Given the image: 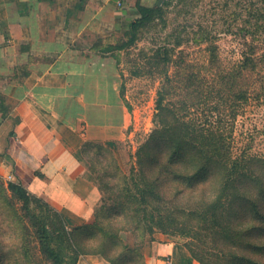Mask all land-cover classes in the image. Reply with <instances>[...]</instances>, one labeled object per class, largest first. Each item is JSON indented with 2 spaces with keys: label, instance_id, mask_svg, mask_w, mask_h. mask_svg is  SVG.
<instances>
[{
  "label": "trees",
  "instance_id": "1",
  "mask_svg": "<svg viewBox=\"0 0 264 264\" xmlns=\"http://www.w3.org/2000/svg\"><path fill=\"white\" fill-rule=\"evenodd\" d=\"M85 2L81 0L82 7ZM135 6L139 16L130 23L128 32L132 36L156 12L163 11L157 4L144 6L141 0H136ZM241 9L234 18L239 26L237 33L229 32L240 37L238 49L231 56L221 55L218 32L201 25L189 41L206 44V63L178 49L185 42L180 35L173 44L165 42L157 49L154 62L147 61L145 74H162L155 128L139 147L125 186L120 194H114L126 210V231L134 235V247L125 244L109 222L70 227L48 202L22 184L9 182L22 197L27 199L31 194L36 202L44 203L43 213H36L34 223L40 249L52 264H77L86 254L101 256L108 264H146L143 246L148 236L155 230H180L192 219L218 227L214 233L221 230L231 248L259 251L248 236L264 233V226L231 228L242 227L250 219L264 222V156L246 150L237 152L233 137L238 117L254 103L264 105V0H252ZM94 49L105 55L114 47L100 44L99 39ZM0 101H4L1 95ZM198 195L200 198L194 201ZM48 213L56 216L61 226ZM231 219L235 221L230 224ZM62 245L70 249V257L64 255ZM188 250L194 258L193 251ZM227 257L243 264H263L251 254L236 252L216 255L212 264H227Z\"/></svg>",
  "mask_w": 264,
  "mask_h": 264
},
{
  "label": "crops",
  "instance_id": "2",
  "mask_svg": "<svg viewBox=\"0 0 264 264\" xmlns=\"http://www.w3.org/2000/svg\"><path fill=\"white\" fill-rule=\"evenodd\" d=\"M135 1L0 0V177L48 202L70 227L94 217L99 194L84 144L123 140L131 120L119 64L94 45L138 16ZM143 253L146 264H201L173 240L146 241Z\"/></svg>",
  "mask_w": 264,
  "mask_h": 264
},
{
  "label": "rangeland",
  "instance_id": "3",
  "mask_svg": "<svg viewBox=\"0 0 264 264\" xmlns=\"http://www.w3.org/2000/svg\"><path fill=\"white\" fill-rule=\"evenodd\" d=\"M251 1L160 0L157 6L163 11L156 12L152 20L141 26L134 36L128 31L131 21L139 14L127 21L126 28L108 31L107 35L100 37V44L114 47L109 54L113 55L119 64L123 81L122 94L131 120L126 126V136L123 140L93 142L83 148V162L95 174L99 182L96 213L88 223L109 222V226L119 233L125 244L134 247V235L126 231L124 217L126 210L120 207L114 194H120V189L125 186L126 174L129 175L131 166L136 162L139 147L147 141L155 128L156 99L162 74H145L143 71L148 67L147 61L154 62L152 57L155 56L157 49L165 42L173 44L180 35L185 42L178 49H185L190 53L189 58L199 63H206L209 57V52L205 50L206 44L189 41L201 25L204 28L213 27L215 33L218 32L216 41L221 47V55L231 56L238 49L237 40L240 38L236 34L229 33H237L239 26L234 18L242 11V5L249 4ZM230 20L231 24L228 25L227 22L229 23ZM126 41H130L127 46ZM135 71L140 73L135 74ZM233 134L237 152L246 150L255 155L264 156V105L254 103L244 115H240L235 123ZM9 182L12 181L0 177V264H52L40 249L34 223L36 213L39 214L44 210L41 209L44 203L36 202L31 194L27 196V199L22 197L10 188ZM199 198L198 195L194 201ZM261 204L264 205V201ZM50 217H52L51 214ZM52 220L61 226L56 216H53ZM229 221L231 224L235 220ZM262 222L250 219L242 227L231 228L235 230L264 226ZM232 225L235 226V223ZM173 229L175 228H168L166 231L155 230L151 237L148 236L145 239V242L150 240L181 242L187 249L190 248L193 251L196 260L204 264H212L216 255L229 252H236L238 255L251 254L264 264V233L256 232L254 236H248L249 242L260 248L258 252H254L256 249L231 248L230 243L221 236V230H219L220 234L214 233L218 227L208 226L197 219L190 220L189 226L180 230ZM84 239L87 240L86 237ZM55 245H58L57 241ZM62 246L64 255L67 258L70 257L72 255L70 249L65 248V245ZM98 257L102 263L108 264L103 257ZM227 259V264H243L230 257ZM80 260L81 258L78 263Z\"/></svg>",
  "mask_w": 264,
  "mask_h": 264
},
{
  "label": "water",
  "instance_id": "4",
  "mask_svg": "<svg viewBox=\"0 0 264 264\" xmlns=\"http://www.w3.org/2000/svg\"><path fill=\"white\" fill-rule=\"evenodd\" d=\"M160 2V1H159Z\"/></svg>",
  "mask_w": 264,
  "mask_h": 264
}]
</instances>
